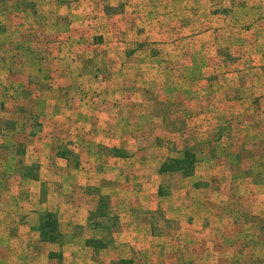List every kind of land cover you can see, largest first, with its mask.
Instances as JSON below:
<instances>
[{"label": "rangeland", "instance_id": "obj_1", "mask_svg": "<svg viewBox=\"0 0 264 264\" xmlns=\"http://www.w3.org/2000/svg\"><path fill=\"white\" fill-rule=\"evenodd\" d=\"M258 1L0 0V264H264Z\"/></svg>", "mask_w": 264, "mask_h": 264}, {"label": "crops", "instance_id": "obj_2", "mask_svg": "<svg viewBox=\"0 0 264 264\" xmlns=\"http://www.w3.org/2000/svg\"><path fill=\"white\" fill-rule=\"evenodd\" d=\"M18 1H20V0H18ZM81 2V1H80ZM256 11H258L259 13H257V16H259V17H262L263 16V14H264V3H262L260 0L258 1V4H257V8H256ZM18 14H19V12H18ZM260 29H264V28H262V27H260ZM238 31V30H237ZM259 32V37H261V36H264V30L263 31H258ZM225 33V37H230L231 38V40L233 39V37H234V35L233 34H230L229 35V32H228V30L226 31V32H224ZM242 35V34H241ZM237 36H240V34H239V32H237L236 33V37ZM235 41V40H234ZM240 41L239 40H237V43H239ZM236 49L238 50L239 49V46H236ZM239 51V50H238ZM243 65V61L242 60H238V61H236L231 67H241ZM210 68H212L211 66H210ZM258 83L261 85L262 83H264V80H263V77L261 76H258ZM260 94H258V96H259Z\"/></svg>", "mask_w": 264, "mask_h": 264}]
</instances>
